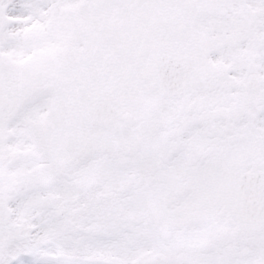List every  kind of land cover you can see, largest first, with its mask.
I'll use <instances>...</instances> for the list:
<instances>
[{
    "label": "snow or ice",
    "instance_id": "6c2138e0",
    "mask_svg": "<svg viewBox=\"0 0 264 264\" xmlns=\"http://www.w3.org/2000/svg\"><path fill=\"white\" fill-rule=\"evenodd\" d=\"M0 264H264V0H0Z\"/></svg>",
    "mask_w": 264,
    "mask_h": 264
}]
</instances>
